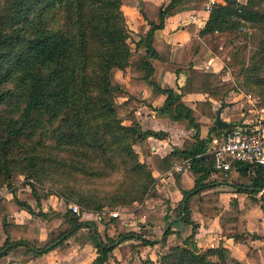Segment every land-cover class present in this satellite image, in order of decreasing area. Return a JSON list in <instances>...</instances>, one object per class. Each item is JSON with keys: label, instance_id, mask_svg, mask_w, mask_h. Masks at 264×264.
Returning <instances> with one entry per match:
<instances>
[{"label": "trees", "instance_id": "trees-1", "mask_svg": "<svg viewBox=\"0 0 264 264\" xmlns=\"http://www.w3.org/2000/svg\"><path fill=\"white\" fill-rule=\"evenodd\" d=\"M206 1L170 0L162 6L138 0L143 22L137 27L132 46L122 10V5L132 0H1L0 187H8L11 196H0V257L18 245L27 247L30 258L53 249L66 256L71 251L68 238L80 228L84 229L80 243L96 248V256L89 264L104 263L109 252L124 239L139 238L135 247L154 242L129 230L118 216L101 215L105 226L114 230V236L105 233L103 237L95 221L81 219V213L70 208L63 213L44 209L47 193L40 185L44 177L60 183L58 191L72 197L81 210L100 213L108 206L140 202L134 205L133 212L144 216L145 223L165 222L172 217L192 223L191 232L180 243L171 244L156 262L144 258L141 264H227V248L219 245L201 250L195 244L196 224L189 213L188 198L209 186L206 178L215 168L213 156L202 153L207 140L199 137L200 126L207 125L218 140L228 130L215 120L201 121L203 115H215L210 97L223 107L232 89L255 86L264 95V0L215 1L197 35L180 43L175 52L169 42L155 35L167 15L183 7L204 9ZM251 28L258 32L257 41L250 62H241V79L235 76L215 82V72L194 66L195 57L202 55L205 48L202 36L216 32L235 35ZM115 69L127 76V85L117 80ZM167 70L184 73L178 90L161 85ZM146 87L164 95L162 103L154 107L156 116L195 129L192 137L184 140L183 148L159 155L152 152L147 137L163 138L166 132L146 129L138 133L136 110L145 102L142 92ZM196 92L207 97L197 99L194 107L182 100V95ZM118 95L121 100L116 99ZM245 114L231 113L230 121L238 123ZM136 143L143 159L134 147ZM187 157L191 158L188 173L194 185H185L183 172L173 171L183 198L172 203L154 187L152 169L164 173L175 161ZM234 162L244 173L253 168V191L264 186V165ZM20 174L29 190L16 191ZM75 175L90 181L114 176V185L100 191L66 182L68 176L76 179ZM28 195L34 198L35 205ZM262 199L264 209V192ZM250 202L257 205L254 198L246 197V207L237 215L220 217L221 224L228 220L235 229L236 241L252 237L245 230L244 219ZM22 209L31 217L21 223L10 218ZM212 212L218 213V209ZM170 232L167 226L162 240ZM260 252L249 248L246 259H264V248ZM230 260L238 264L237 259Z\"/></svg>", "mask_w": 264, "mask_h": 264}, {"label": "crops", "instance_id": "crops-1", "mask_svg": "<svg viewBox=\"0 0 264 264\" xmlns=\"http://www.w3.org/2000/svg\"><path fill=\"white\" fill-rule=\"evenodd\" d=\"M150 1L165 6L170 0ZM239 1L241 3L246 2V0ZM124 4L128 5L129 3ZM136 10L139 25L143 22V19L139 12L138 1L136 2ZM208 14L209 10L205 8L193 9L191 7H183L175 14L167 15L164 26L160 29H156L155 35L169 42L175 52L180 43L190 36L197 35L198 31L204 25ZM217 34L222 33L216 32L213 36ZM213 36L205 35L201 37V40L205 44V48L202 55L195 57L194 66L215 72V82L232 80L231 76L229 77V74H227V71H225L226 73L223 71L224 69H222L221 62L218 65L215 61V58H218L215 54L220 53L219 50L223 48L224 43L218 45L217 48H213L214 46H211L212 42L210 41ZM183 81L184 73L182 71L177 73L173 70H167L162 75L161 85L163 87L171 86L178 90V86L181 85ZM124 84H128L127 79ZM142 97L145 102L136 110V117L140 124L139 128L141 131L152 129L166 132V136L163 138L152 135L147 137L152 152L165 155L174 148H183L184 140L190 139L195 129H188L184 125L170 120L169 118L155 115L154 107L162 103L164 99L163 94H154L149 87H146L142 92ZM206 97L207 94L205 93H186L182 95V100L187 105L194 107L197 99H205ZM210 100L212 101V109L215 111V115L212 118L203 115L201 121H216V113L219 111L220 119L226 122L225 125L220 126H227L229 128L231 125L237 123L230 121L231 113L241 114L245 112L247 113L246 115H252V113L248 111L250 104L242 90H230L224 98L225 104L223 107L220 106L219 100L211 97ZM125 121L128 122L127 120ZM198 134L201 139L207 140L202 153L204 155H212L209 146L211 144V139L216 137V135L214 132L209 131V127L205 124L200 126ZM136 150L139 151L140 157L142 156L141 159H143L144 156L141 153L139 144ZM186 159L190 161L191 165V158L187 157L175 161L171 168L164 173H158L152 169V174L155 178L154 187L157 190L163 191L165 196L168 197L172 203L178 202L183 198V193L178 188L172 174L173 171L183 172L184 179L182 182L185 185L189 187L194 185V178L192 174L188 173L190 165L183 170H175L174 167L176 162ZM146 162L150 164V158L148 156L146 157ZM251 169L253 168H249L244 173L235 162H231L229 169L214 168L206 178L209 186L200 190L198 193L191 194L188 198L189 213L192 221L196 224L195 244L201 250L217 247L219 245L227 248L229 258L227 264H233L230 258L237 259L238 264H264V259L262 257L259 261H248L246 259V252L249 248L257 249L258 254H261L260 249L264 248L263 199L260 188L254 191L252 190L251 177L253 170ZM7 197L9 196L7 195ZM246 197L254 198V201L257 203V205L254 206V202H250V206L244 214L245 230L247 233H250L252 237L246 241H236L233 237L235 229L229 225L228 220H224L225 224H221L220 217L227 219L228 217L237 215L239 210L246 207L244 203ZM145 203L148 206H152L148 200H145ZM134 208L135 207L130 208L125 212L122 222L129 230L137 232L138 235L141 234L145 238L154 240V242L152 244H144L141 247L133 248L140 239L135 237L124 239L109 252L107 260L102 264H140L144 258H149L156 262L159 255L164 250L171 244L180 243L182 239L191 232L192 223H186L181 219L173 217L165 222L145 223L144 216H137L134 214ZM214 209H218V213H213L212 211ZM102 214L105 213L84 212L82 213L81 219L95 221L97 229L103 237L105 233L114 236V230L105 226L102 220ZM28 217H31V214L25 209L17 211L10 216V218L17 223H21ZM167 226L170 227L171 232L165 240H162L163 232ZM83 234L84 229L80 228L68 238V242L71 244V251L66 256H61L53 249L44 254L30 258L27 247L25 245H18L7 252L6 255L0 257V262L3 264H7L10 261H14L17 264H89L96 256V248L87 242L80 243ZM44 235L42 231L41 237L43 238ZM130 258L132 259L129 260Z\"/></svg>", "mask_w": 264, "mask_h": 264}, {"label": "rangeland", "instance_id": "rangeland-1", "mask_svg": "<svg viewBox=\"0 0 264 264\" xmlns=\"http://www.w3.org/2000/svg\"><path fill=\"white\" fill-rule=\"evenodd\" d=\"M138 0H132L128 5L123 4L122 5V10L125 15L126 19V24L127 28L130 31V40H131V45H134V39L136 38V30H137V25H138V19H137V10H136V2ZM1 3V0H0ZM257 34L258 32L255 31L254 29H242L239 33L234 34H228V33H222V34H217L216 36H213L211 38L212 45L214 46L213 48H217L218 45L224 43V46L222 49H220L219 54H215L218 56V58H215L216 63L219 65L220 62L222 64V69L223 71H227V74H229V77L235 78V76L239 77L241 79V74H240V66L241 62H245L248 64L250 62V56L252 52L254 51V47L256 45L257 41ZM216 39V40H214ZM115 76L117 80L124 84L126 82L127 76L122 74V72L118 69L114 70ZM226 73V72H225ZM246 88V87H245ZM244 87L238 88V90H242L244 94L250 93L251 94V99L252 102L250 103V106L252 107H262L264 109V95H261L259 93L258 88L255 86H252L250 89ZM120 94H122L120 92ZM121 95H118L116 99L121 100ZM254 98V99H253ZM135 148H138V143L135 144ZM142 157V156H141ZM21 180L18 182V184L15 186L16 191L20 188H25L26 190H29L30 187L27 183L24 182V175L20 174ZM73 176H68L66 179V182H68L70 185L74 183H80L87 189H95L98 188L100 191H105L107 189H111L114 185V179L115 177L112 176L110 178H107L106 180H93L90 181V179H86L85 177H81L80 175H75L74 177L76 179L72 178ZM38 183V182H37ZM64 184V183H62ZM40 185L45 189L47 193L46 197V203L44 206V209L47 210H54L58 213H63L66 211V209L71 208L70 205L72 203L77 204L78 210L81 213L84 212H91V213H96L93 211H86V210H81L80 205L70 196H66V194H62L61 192L58 191L60 188V183H55L52 181L50 178H41L40 179ZM80 186V185H78ZM61 193V194H59ZM7 195L10 197L11 192L8 187L6 186H1L0 187V196H5ZM28 200L35 205L34 198L31 195H28ZM140 202H135L131 205H117L114 207H109L105 208L102 210L100 213H106L109 214L110 210H118L119 215L118 217H122L125 214V212L128 211V209L133 208L134 205H139ZM72 210V208H71ZM73 211V210H72ZM76 213V212H75ZM112 216V215H111ZM135 248V245L134 247ZM130 258L129 260H131ZM140 262V261H139ZM141 264V263H140Z\"/></svg>", "mask_w": 264, "mask_h": 264}, {"label": "built area", "instance_id": "built-area-1", "mask_svg": "<svg viewBox=\"0 0 264 264\" xmlns=\"http://www.w3.org/2000/svg\"><path fill=\"white\" fill-rule=\"evenodd\" d=\"M214 2L215 0H208L205 9L210 10ZM245 97L248 102H252L250 93L245 94ZM248 111L252 115L246 113L240 122L231 125L221 140L216 137L211 139L209 150L215 168L229 169L232 161L248 163L251 166L264 165V109L250 106ZM189 165L190 161L186 159L176 162L174 167L175 170H183ZM263 192L264 186L260 188V193ZM70 207L80 214L77 204L72 203ZM109 213L112 216L119 215L118 210H110Z\"/></svg>", "mask_w": 264, "mask_h": 264}, {"label": "water", "instance_id": "water-1", "mask_svg": "<svg viewBox=\"0 0 264 264\" xmlns=\"http://www.w3.org/2000/svg\"><path fill=\"white\" fill-rule=\"evenodd\" d=\"M216 122H217V124H219V125H221V126H223V125L226 124V122H224V121H222V120L220 119V112H219V111H217V113H216ZM140 132H141V129L138 128V133H140Z\"/></svg>", "mask_w": 264, "mask_h": 264}]
</instances>
